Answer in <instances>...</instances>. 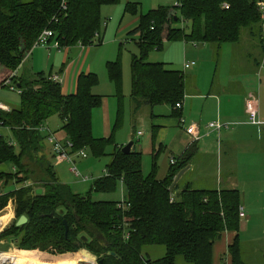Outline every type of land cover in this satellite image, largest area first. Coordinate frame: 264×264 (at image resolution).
<instances>
[{
	"label": "trees",
	"instance_id": "1",
	"mask_svg": "<svg viewBox=\"0 0 264 264\" xmlns=\"http://www.w3.org/2000/svg\"><path fill=\"white\" fill-rule=\"evenodd\" d=\"M118 1L67 0L66 10L59 11L61 0H0V89L9 79L20 90L16 105L0 109V128L9 129L13 136L7 140L0 132V166L11 163L14 168L13 173L0 170V182L20 185L0 195V224L8 225L13 208L16 217L0 233V240L12 243L16 264H71L80 249L73 264H95L93 256L101 264H175L178 257L190 264H212L213 244L224 231H234L227 254L231 264H246L238 234L242 218L238 189L194 188L188 181L179 184L180 179L170 189L178 171L190 165L198 152L196 140L173 157L174 163H169L162 179L157 177V157L164 147L161 143L156 146L159 126L153 119L157 115H150L152 168L147 176L142 172V152L135 150V143L128 153L116 144L114 132L122 120L119 59L106 62L108 77L117 88L118 108L111 133L105 138L92 133V111L102 102V96L92 92L99 82L95 73H80L75 92L67 95L61 83L49 78L52 72L16 73L43 29L53 32L50 40H56L60 48L90 46L95 38L100 44L106 24L100 8ZM139 7L128 2L124 9L125 14L139 13L137 25L127 32L137 47L130 59L133 114L145 105L167 104L171 116L181 118V108L175 105L185 97L184 73L164 62L148 61L149 53L161 49L165 41L209 45L220 58L222 47L239 43L243 31L247 38L262 37L256 0H176L146 12ZM54 115L61 120L63 139L72 144L69 153L84 149L98 158L112 146L105 174L93 181L85 195L73 192L58 179L46 151L42 128ZM120 184L123 208L120 201L90 197L92 192L112 193ZM9 201L13 206H7ZM8 207L12 215L6 221ZM21 215L27 221L17 226ZM149 245L163 246L164 255L149 259L142 253ZM9 247L2 246V252Z\"/></svg>",
	"mask_w": 264,
	"mask_h": 264
},
{
	"label": "rangeland",
	"instance_id": "2",
	"mask_svg": "<svg viewBox=\"0 0 264 264\" xmlns=\"http://www.w3.org/2000/svg\"><path fill=\"white\" fill-rule=\"evenodd\" d=\"M21 1L26 2L29 0ZM128 2L138 3L140 10L146 12L160 5L175 4L176 0H119L114 4L102 5L100 14L106 24L103 25L101 30L102 41L100 44H96L97 38H95L90 46L85 48H81L80 45L73 47L68 57H66L64 48L58 50L54 47L49 50L44 47H35L29 51V53L31 52V58L28 60V65L31 63L30 68L32 71L30 72L48 74L51 70H61L62 64L66 63L63 78L61 77L63 80H65L68 65H70V71L74 72L80 69L86 70L89 67V72L95 73L99 81L92 88V92L109 99L116 116L118 108L117 88L108 77L106 62L119 59L122 69L120 89L122 120L114 132V140L116 142V138L123 139L127 134H132L135 143L134 148L137 145L142 152V171L147 176L152 168V122L150 115H162L160 118L167 122L165 128L167 135L164 138V147L157 157V173L161 174L169 168L168 157L170 155L175 156L174 152L168 153V150H173L176 140L175 135L178 131H181V128L177 124H168L172 121V118H175L169 116L172 110L167 104L154 107L145 105L136 114L132 112L130 101V59L132 54L137 53V47L135 42L131 41L130 37L127 36V31L137 25L139 13L135 15L125 14L124 9ZM225 47V50H221L220 58H218L209 45H198V47H195L190 42L179 40L165 41L161 49H154L149 53L148 61L164 62L168 68L182 71L185 77V92L190 93L196 90L201 93V97H184L185 108L182 112L184 123L180 126L185 129L192 123H199L202 128V134L205 133L199 144L205 148L209 147V151L201 150L204 153L202 154L201 152L194 158V167L182 175L179 184H184L188 181L191 182L194 188H229L230 182L236 179L241 183L245 181L248 184L255 185L258 194L254 199L264 202V40L262 37L260 39L257 37V40L247 38L245 31H243L239 43L229 44ZM185 59L194 61V64L184 70L183 62ZM17 70L19 75L27 72L23 64ZM217 87H221L225 91L219 93V102H216L214 98L206 97L207 93L212 92ZM217 91L219 92V89ZM247 100H253L257 104L259 119L263 123L258 130L254 126H238L236 122H227L218 117L220 111L217 103H220L221 112L227 115L229 113L237 114L242 111ZM0 101L16 105L19 101V94L7 87H3L0 89ZM49 121H51V127L55 130L51 132L58 130L55 133L57 138L53 136L62 141V139H59L63 134L59 131L61 120L57 115H54L49 118ZM212 121H218L228 127L223 126L219 133L208 128L207 131L204 125H208ZM0 132L7 140H12V132L9 129L0 128ZM44 145L47 148V153H50L48 149H51V144L46 139L44 140ZM84 151L87 155L86 159L81 158L80 153H69L71 161L58 162L57 159L53 158L58 179L68 184L73 192L81 195H85L89 191L94 180L105 174V166L109 162L110 156L108 154L112 152V146L110 145L106 148V155L98 158L94 157L89 151ZM1 167L4 168L2 169L3 171L14 172L11 163L2 164ZM73 167L76 168L79 176L70 171ZM234 171L237 173L233 176ZM252 179H255V181H252ZM18 186L20 185L8 182L6 186L2 187L1 192H10ZM90 197L93 200L120 201L124 197L123 187L121 184L118 185L112 193L92 192ZM9 204L13 206L11 201H9L7 206ZM256 207L252 208L253 210L248 209V212H246V215H255L250 218L253 220L248 228L251 231L243 230L241 235H239L242 255L246 264H264V234H262L264 229V206L262 205L263 209L260 205H256ZM8 212L10 214L6 221L12 215L9 207ZM15 219V213H13L8 225L4 227L3 224H0V230L4 227L0 233ZM245 221V218L242 219V225H244ZM6 245L10 246L9 249L2 252V246ZM78 252L71 260H75ZM164 252L165 249L161 245H149L144 247L142 251L143 255L151 260L161 258ZM3 254L5 256L2 257L0 264H4V262L16 264L11 258L14 256L12 243L9 244L5 239L0 240V256ZM94 258L95 260L93 259V261L97 264L96 257L94 256ZM73 261L71 264H73ZM223 261L221 259L220 262ZM175 264L190 263L178 257Z\"/></svg>",
	"mask_w": 264,
	"mask_h": 264
},
{
	"label": "crops",
	"instance_id": "3",
	"mask_svg": "<svg viewBox=\"0 0 264 264\" xmlns=\"http://www.w3.org/2000/svg\"><path fill=\"white\" fill-rule=\"evenodd\" d=\"M52 42H53V40H50V46L47 49L51 50L52 48H54V46H52ZM77 46L78 45H76L74 47H77ZM194 46L195 47H198V45H194ZM225 46H223L224 48L222 47V50H225V48H226ZM63 48L65 50L66 57H68L69 54H70V50L73 47H71V48H65V47H63ZM81 48H83V47H81ZM56 49L60 50L61 48L59 47V48H56ZM30 55H31V52L28 53L25 56V58L22 60V63L20 64V65L23 64L25 71H27L25 73H22L24 75L25 74H28L30 71H32L31 68H30L31 63L28 65V60L31 58ZM185 62H188V60L185 59L184 62H183V64ZM70 64L72 65V63H70ZM65 67H66V63H63L61 70H59V71H52L51 70L50 72H52L51 73L52 75H55L56 74V75H58L60 77V79H61V86H62V92H63V94L67 95V94H71V93H74L75 92L76 79H77L78 75L80 73H82V72L83 73L89 72L90 68L88 67L86 70L80 69V70H77V71L74 72V71H70V65H68V67L66 69V71H67L66 77H65V80H63L62 78H63V73L65 71ZM16 73H17V75H19L18 74V70L16 71ZM22 74H20V75H22ZM70 81H71V83H70ZM218 89H219V92L217 91ZM195 91L194 92H190V93H186L185 92V96H187V97L190 96V98L191 97H195V96L201 97V93L200 92H197V91L195 92ZM212 92L207 93L206 97L214 98V99H216V102L217 101L219 102V97H220V94L219 93L225 92V91L223 90V88L217 87V88H214V90ZM2 103L6 104L9 108L12 107V105H10V104H8L6 102H2ZM181 104H182V107L180 109L181 110V115L180 116L182 118V112L184 111V108L185 107H184V102L183 101H182ZM217 106H218L219 111H220L219 114H218V117L220 119H222V120H225L227 122H236V124L238 126H254V127L257 128V130L259 129V126H262L263 125V124L262 125H254V124H250L248 121H246V115L247 114H246L245 105H244L242 111H240L239 113H237V114H231V113H229L227 115L221 112L220 103H217ZM256 106H257V104H256ZM112 109H113L112 108V103H110V100L109 99H105L103 97H102L101 105L99 107L93 109V111H92V133H93L94 137H96V138H105V137H108L110 135L111 130H112V126H113V123H114V120H115V113L113 112ZM155 115H157V116L153 119V123L155 125H158L159 126V129H158V132H157V137H156V146H157L159 143L163 144L164 138L167 135V133H166L167 130L165 129L166 128V125H167V122L164 121V120H162L160 118V117H162V115H160V114H155ZM169 116H171V114ZM242 116H243V118H241ZM172 117L173 116H171V118ZM178 119L179 118H175V119L172 118L171 119L172 121H170L168 123L169 125H175V124H177L181 128V131H178L177 134L175 135L176 136L175 137L176 140L174 142V148H172L173 150H168V153H171V151H172V152H174V155H175V156H171L170 155L168 157L169 158V163H170V159L171 158L177 157V156L181 155V153L187 148V146L192 141L195 140L191 135H189V134H187L185 132V130H184V128H182V126H180V124L178 122L179 121ZM192 124H194L196 126V130L199 132V134H200L201 137L198 140H196L197 141V145H198V152L193 157L192 162L190 163V168L188 170H190V169H192V167H194V164H193L194 163V158L202 152L201 150L209 151V147H206L205 148L204 146H202V145L199 144L201 138H203L205 136V133L202 134L201 125L199 123H192ZM61 125H62V123H59V129L61 128ZM204 127H205V129H207V124L204 125ZM44 128H45V130H43L42 132L44 133L45 136L47 134H52V135L55 136V133L58 131L57 130L56 132H51V131H55V130L51 127V121H49V119L45 122ZM208 129H207V131H208ZM211 130L212 131H215L214 129H211ZM59 131H61V130H59ZM207 131H206V133H207ZM63 138H64V134H62V136L59 137V139H62L61 142H64L65 141ZM132 139H133L132 134L130 135V133H129L123 139H117L116 138V144L118 145V147L119 146L122 147V146L125 145V143H128ZM156 149H157V147H156ZM48 150L50 151V155L52 157L51 161L53 162V156L51 154L52 153V150L51 149H48ZM135 150L137 152L140 151L139 150V147H137V145L135 146ZM203 153H204V151L202 152V154ZM86 158H83V159H86ZM73 162H75V161H73ZM2 169H4V168L1 167L0 170H2ZM167 171H165V172H163L161 174H158L157 173V177L159 179L164 178V176L166 175ZM236 171H234L233 176H234V174L237 173ZM252 181H255V179H252ZM257 182H260V181H257ZM230 183L231 184H230V187L229 188L238 189L240 191V194H241V206H240V208H241V211L243 213V217L240 220V229H239V232H238V234L241 235V233L243 232V230L251 231V230L248 229L249 226H250V224H251V222L253 221L250 218L254 217L255 215H246V212H248V209L257 208L256 205H260L261 208H262V205L264 206V202H260L259 199H257V201L254 199V198L257 197L256 195L258 194V191H257L255 185H251V183L248 184L245 181L241 183V182H238L236 179H234ZM6 185L7 184H4V182H0V195L3 194L1 192L2 187L3 186H6ZM217 188H220V187H217ZM248 195H249V197H248ZM244 218L246 219V221H245L244 225H242V219H244ZM262 234H264V229L262 230ZM235 235H236V233L234 231H224L222 233L221 238L219 240H217L213 244V247H212V264H231L230 257L227 254V246L233 240V238H234ZM223 255L225 256L224 261L223 262H220L221 259H222L221 257ZM11 258L13 259V257H11Z\"/></svg>",
	"mask_w": 264,
	"mask_h": 264
},
{
	"label": "built area",
	"instance_id": "4",
	"mask_svg": "<svg viewBox=\"0 0 264 264\" xmlns=\"http://www.w3.org/2000/svg\"><path fill=\"white\" fill-rule=\"evenodd\" d=\"M66 1L67 0H61L60 6H59V11H65L66 10V8H67ZM256 6H257V9H258L259 14H260V27H261L262 37L264 40V0H256ZM226 7L227 6L225 5V8ZM53 19L57 20L56 16H54ZM52 36H53V32L50 29H47V28L43 29V31L40 32L37 39L35 40V42L33 44V48H35V47L49 48L50 38ZM53 46L55 48L60 47L56 40H53ZM193 64H194V61L185 62L183 64V69H188ZM49 78L51 80H53L54 82L61 83L60 77L56 74L51 75ZM3 85H5V87H7L10 90L16 91L17 93L20 92V90L9 79H7ZM175 107L177 109H180L182 107V104L176 103ZM0 109L9 110L10 108L6 104H4L0 101ZM245 109H246V114H247V121L250 124H254V125H262L263 124L261 122V120L259 119V112H258L255 101L247 100L246 105H245ZM183 123H184V120L182 118H180L179 124L182 125ZM223 126L228 127L227 125H222L218 121H216V122L212 121L207 125V128L214 129V130L219 132L223 128ZM43 130H45L44 127L42 128V131ZM184 130L187 134L191 135L195 140H198L200 138V134L196 130V126L194 124L188 125ZM46 140L51 144L52 154L54 155L53 158L57 159L58 162L71 161V158L69 156V151L72 148V144L70 141L66 140L64 142H61L58 139H56L52 134H47ZM78 153H80L79 155L81 158H86V156H87L84 149H81ZM173 163H174V158H171L170 164H173ZM70 171H72L76 176H79V173L75 167H73ZM85 179H87V178L85 177ZM123 200H124V197L120 200V203L118 204L122 208L124 207ZM239 216L243 217L242 211H240Z\"/></svg>",
	"mask_w": 264,
	"mask_h": 264
},
{
	"label": "water",
	"instance_id": "5",
	"mask_svg": "<svg viewBox=\"0 0 264 264\" xmlns=\"http://www.w3.org/2000/svg\"><path fill=\"white\" fill-rule=\"evenodd\" d=\"M17 87H18V84H17ZM133 144H134V140L132 139V140H130L127 144H125L124 146H122L121 151H122L123 153H128V152L131 150ZM189 168H190V165H187V166H185L184 168H182V169H180V170L178 171V173L176 174V176H175L174 179H173L172 184L170 185V189L173 188V186L175 185V183L178 182V180L182 177V175H183V174H184ZM36 192H37V193H41V189H37ZM26 221H27L26 216H25V215H21V216L17 219V221H16L15 224H16L17 226H19V225L24 224ZM64 224H65V235H66L67 230H68V227H67V225H66L65 222H64ZM82 239L85 240V237L83 236ZM97 264H101V261L97 262Z\"/></svg>",
	"mask_w": 264,
	"mask_h": 264
},
{
	"label": "bare ground",
	"instance_id": "6",
	"mask_svg": "<svg viewBox=\"0 0 264 264\" xmlns=\"http://www.w3.org/2000/svg\"><path fill=\"white\" fill-rule=\"evenodd\" d=\"M93 258H94V256H93ZM94 260H95V258H94ZM4 264H10L9 262H4Z\"/></svg>",
	"mask_w": 264,
	"mask_h": 264
}]
</instances>
